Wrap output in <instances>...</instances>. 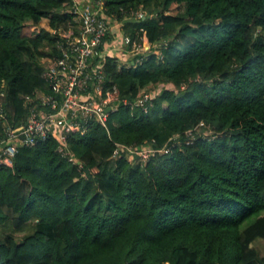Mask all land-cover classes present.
Masks as SVG:
<instances>
[{
    "label": "trees",
    "instance_id": "16d2710c",
    "mask_svg": "<svg viewBox=\"0 0 264 264\" xmlns=\"http://www.w3.org/2000/svg\"><path fill=\"white\" fill-rule=\"evenodd\" d=\"M104 2L151 44L98 58L104 88L131 103L69 132L82 166L53 134L16 142L0 164V264H264V0ZM74 16L70 0H0V142L25 122L24 96L48 91L54 29ZM142 89L147 111L132 106Z\"/></svg>",
    "mask_w": 264,
    "mask_h": 264
},
{
    "label": "built area",
    "instance_id": "2783aa9c",
    "mask_svg": "<svg viewBox=\"0 0 264 264\" xmlns=\"http://www.w3.org/2000/svg\"><path fill=\"white\" fill-rule=\"evenodd\" d=\"M98 1L102 3V0ZM89 2L88 0L85 2L70 0V10L76 15L74 16L76 23H73L71 30L61 31L66 38L57 43L59 54L45 59L43 77L49 89L48 91L38 90L33 95L24 96V103L28 107L25 122L17 126L4 123L5 139L2 141L0 150V164L13 165L17 141L33 144L38 139L53 134L59 140L58 150L70 161L82 166L68 147L69 132L75 127L84 131L90 119L106 125L108 106L111 110L119 102L131 103L127 97H113L111 92L117 91L115 85L111 89H105L102 84L104 74L102 63L98 62V58L103 57L115 45L119 47L118 43L112 42L111 38L105 39L106 35L110 33L117 35V32L111 30L109 18L104 13L103 7L94 8ZM137 14L144 16L145 13L141 10ZM144 38H147L145 32L140 40L132 39L130 35L124 33L121 45L126 51L131 49L138 52L146 51L147 49L144 50L142 47ZM131 45L133 47H130ZM4 86L5 80L1 79V116H5L2 108L5 96ZM171 87L182 88L184 84L179 87L171 85ZM154 96L153 91L142 89L132 101V106H140L147 111L149 101ZM126 148L139 154L143 152V155L144 152L153 150L149 147L139 150L132 146Z\"/></svg>",
    "mask_w": 264,
    "mask_h": 264
},
{
    "label": "rangeland",
    "instance_id": "374dc122",
    "mask_svg": "<svg viewBox=\"0 0 264 264\" xmlns=\"http://www.w3.org/2000/svg\"><path fill=\"white\" fill-rule=\"evenodd\" d=\"M86 0H84V2H85ZM88 1H90L89 2V4H92V7H94V8H100V6H101V8L103 9V11H104V13H105V11H106V6H105V2H104V0H102V3L101 2H99L98 0H88ZM91 1H94V2H91ZM94 4V5H93ZM106 14V13H105ZM106 16H108L107 18H109V21H110V24H111V30L113 31V32H117V35H115L114 33H110L111 34V40H112V42H116V43H118L117 45L119 46V47H117L116 45H115V47H113V50H111V52H113L114 53V55H117L118 57H119V55L118 54H120V57H121V54L124 52L125 54H126V56L128 57H126L125 56V58H119L121 61L120 62H124V63H126L127 61H128V59L129 58H131L133 55H134V53L135 52H137V50H129V51H125L124 50V46L123 45H121V40H122V35L124 34V32L126 31V28H122L121 29V26H122V24H123V20H118V19H116L115 17H112V16H109L108 14H106ZM129 16H131V15H129ZM128 16V17H129ZM73 23H71V22H69V21H67V22H63V23H60V24H58V27L55 29L58 33H61V31L62 32H65V31H69V30H71V28L73 27ZM142 44H143V49L145 50V49H149V41H148V39L147 38H144L143 40H142ZM156 44H158V43H156ZM155 45V44H154ZM148 46V47H147ZM183 46V45H182ZM112 47V46H111ZM183 48H184V46H183ZM112 49V48H111ZM110 50V49H109ZM195 78H201V75L200 74H196L195 76H194ZM191 78H193V77H191ZM153 89V88H152ZM154 89H156V88H154ZM156 91H157V89H156ZM1 228V227H0ZM4 231V230H3ZM0 233H1V231H0ZM18 238H20L21 236H17ZM258 246H259V248L262 250V251H264V240L262 239V238H257L255 241H254Z\"/></svg>",
    "mask_w": 264,
    "mask_h": 264
},
{
    "label": "crops",
    "instance_id": "0c3cea01",
    "mask_svg": "<svg viewBox=\"0 0 264 264\" xmlns=\"http://www.w3.org/2000/svg\"><path fill=\"white\" fill-rule=\"evenodd\" d=\"M113 50V49H112ZM124 50L126 51V49L124 48ZM109 52H111V50H109ZM106 54H107V52H106ZM119 55V58H125V56H126V54L123 52L122 54H121V57H120V54H118ZM117 56V55H116ZM127 57V56H126ZM2 145H3V142L1 141L0 142V150H1V148H2Z\"/></svg>",
    "mask_w": 264,
    "mask_h": 264
},
{
    "label": "water",
    "instance_id": "95a60500",
    "mask_svg": "<svg viewBox=\"0 0 264 264\" xmlns=\"http://www.w3.org/2000/svg\"><path fill=\"white\" fill-rule=\"evenodd\" d=\"M107 110H110V106L107 107Z\"/></svg>",
    "mask_w": 264,
    "mask_h": 264
}]
</instances>
